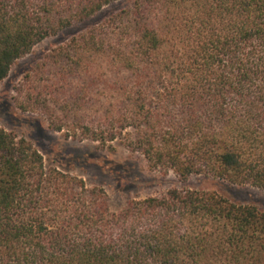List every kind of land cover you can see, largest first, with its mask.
<instances>
[{
    "label": "trees",
    "instance_id": "16d2710c",
    "mask_svg": "<svg viewBox=\"0 0 264 264\" xmlns=\"http://www.w3.org/2000/svg\"><path fill=\"white\" fill-rule=\"evenodd\" d=\"M119 1L0 0V82ZM36 68L24 108L50 130L119 143L182 184L264 192V0H126ZM0 264H264V212L188 187L111 212L0 128Z\"/></svg>",
    "mask_w": 264,
    "mask_h": 264
},
{
    "label": "rangeland",
    "instance_id": "374dc122",
    "mask_svg": "<svg viewBox=\"0 0 264 264\" xmlns=\"http://www.w3.org/2000/svg\"><path fill=\"white\" fill-rule=\"evenodd\" d=\"M125 1L114 3L84 23L43 40L12 65L8 76L0 82V128L28 142L42 156L45 169H56L81 179L86 188L103 191L111 212L121 210L129 200L161 196L169 189L182 187L219 190L235 203L254 205L264 212V192L261 190L250 186L223 187L198 177L182 184L172 172L162 175L149 170L141 155L128 151L119 143L111 144L108 149L88 140L66 138L65 132L50 130L39 111L25 110L29 87L27 75L39 67L52 49L85 31L110 11L119 9ZM47 73L36 79L44 83L50 78Z\"/></svg>",
    "mask_w": 264,
    "mask_h": 264
}]
</instances>
